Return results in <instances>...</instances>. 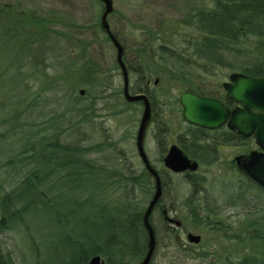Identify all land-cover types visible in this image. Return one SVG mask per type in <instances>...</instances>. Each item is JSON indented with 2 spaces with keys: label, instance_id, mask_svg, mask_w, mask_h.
Returning <instances> with one entry per match:
<instances>
[{
  "label": "trees",
  "instance_id": "trees-1",
  "mask_svg": "<svg viewBox=\"0 0 264 264\" xmlns=\"http://www.w3.org/2000/svg\"><path fill=\"white\" fill-rule=\"evenodd\" d=\"M205 2L208 6L199 4L180 20L163 21L159 30L146 29L147 39L135 51L138 63L127 65V71L139 81L148 78L146 66L141 64L143 54H149L146 46L150 36L157 40L154 36L161 33L169 38L162 36L157 47L160 61L174 75L169 76L170 86L161 97L165 110L175 108L177 102V96L170 95L171 89L196 91V82L190 83L189 74L181 69L199 70L214 82L220 79L219 70L264 77V0ZM50 20L52 17L46 14L15 11L0 3V171L8 175L0 183V234L22 226H31L35 232L34 216L39 214L46 228L50 222L61 235L55 264H86L94 255L104 264H138L146 251L147 236L141 217L152 195L153 180L144 169L140 173L127 170L125 162L109 166L89 159L113 147L111 142H93L91 136L82 133L79 140L76 138L79 126L93 122V105L111 87L112 76L88 61L83 43L76 55L71 53L74 46L66 50L75 56L71 64L53 61L62 56L58 44L65 35L48 28ZM94 26L95 39L102 31L97 22ZM187 27L192 35L178 40ZM175 37H179L177 46L170 41ZM3 50L9 52L6 64L1 58ZM19 56L24 58L23 63L17 62ZM149 61L153 63L152 56ZM26 63L33 70L31 74L23 72L27 70ZM55 66L61 70L47 76L45 71ZM66 71L76 76L75 83H67ZM35 74V80L29 83V76ZM77 88H83L84 95L76 93ZM112 92L116 98L121 97V88ZM133 92L140 93L138 89ZM86 101L89 102L84 106ZM70 134L72 141L68 140ZM245 147V151L250 149ZM202 182L192 180L189 185L198 190ZM135 187L145 188L141 199L134 196ZM228 187L227 193L238 196L243 203L240 224H225L219 217L217 223L211 221L209 211L197 208L189 198L186 213L194 224L249 252L237 250L231 254L221 248L209 249L201 240L196 245L183 242L180 231L168 221V209L160 197L149 216L155 244L151 263L161 247L171 252L164 264H188L193 260L205 264H264V188L242 175ZM60 199L61 207L57 204ZM154 212L158 216L156 225L151 219ZM22 235L29 251L36 252L32 264H47L42 243L39 245L43 254L38 259L37 245L28 241L27 231ZM0 264H16L1 242Z\"/></svg>",
  "mask_w": 264,
  "mask_h": 264
},
{
  "label": "rangeland",
  "instance_id": "rangeland-1",
  "mask_svg": "<svg viewBox=\"0 0 264 264\" xmlns=\"http://www.w3.org/2000/svg\"><path fill=\"white\" fill-rule=\"evenodd\" d=\"M112 1V12L107 15L106 22L108 24L109 30L115 35L120 44L127 48V60L134 65L138 63L137 53L135 52L139 45H142V41L147 39L146 29L152 31L159 30L162 26L163 21L180 20L186 13H188L192 8L203 4L208 6L205 0H111ZM1 4L12 6L15 11H36L39 14H46L52 17L50 20V25L48 28L55 32H60L65 35L63 41L58 45L61 47L63 52L62 56L53 59V61H63L65 64H71V59L75 56L69 55L66 50L74 46L71 51L72 54L78 52L80 48L86 44V57L88 61H91L103 70H107L110 76H112L111 87L106 89L102 93V100H98L94 103V114L93 122L88 126H79V135H77V140H79L83 135L91 136L93 142H111L113 147L105 151L98 152L89 156V159H95L98 162H103L109 166H117L122 162L127 164V170L141 172L143 170L142 164L136 155L134 146V136L138 120L141 114V105L139 103H124L122 96L116 98L113 96L112 90L121 88V76L119 69L115 64V50L111 43L106 39L105 35L99 33L97 38H93L92 31H95L94 24L99 21V16L101 14L102 4L99 0H0ZM77 27H82L77 29ZM192 35L190 28H184L179 37L172 38L170 41L174 46L179 45L178 40L188 39ZM161 33L154 36L157 40L150 36L148 45L146 46L149 54H143V64L146 66V76L150 80L151 91L158 96L160 100L163 95H165L166 90L170 86L169 76H174L173 73H169V68H167L162 61L159 59V53L157 47L161 44L162 40ZM165 40H169L167 36H163ZM179 38V39H178ZM178 39V40H177ZM81 45V46H80ZM60 50V51H61ZM66 52V53H65ZM125 53V51H124ZM9 52L3 50L1 58L3 63L8 61L6 58ZM152 56L153 63L149 61V57ZM17 59L18 63H23L24 58L21 56ZM27 64V63H26ZM53 64V63H51ZM15 65V64H14ZM28 65V66H27ZM25 65L27 70H23L25 74H31L33 70L29 64ZM55 68V69H54ZM53 69H48L45 71L47 76H54L61 70L60 67H54ZM184 73L189 74L188 81L190 83L197 84L196 91L199 89L207 88L208 85H215L221 78L223 79L228 71L230 70H219L218 75L220 79L218 82H214L213 78L209 75H203L199 70L184 68L181 69ZM10 73V72H9ZM55 73V74H54ZM70 72L66 71L64 76L68 78L69 85L76 82V76L70 75ZM36 74L29 76V83L35 80ZM130 83L135 84L139 82L138 78L132 73H129ZM156 81L155 85L152 82ZM141 84V83H140ZM112 88V89H110ZM80 89L77 88L75 92L77 93ZM180 91L176 89H171V96H178ZM84 95V94H82ZM91 93L89 94V97ZM89 101L83 103L84 106L87 105ZM177 105L175 108H171L174 112H177ZM170 107L166 110L168 125H173L179 122V118L176 114L170 113L172 111ZM173 112V111H172ZM176 115V116H175ZM83 135H82V134ZM68 135V134H67ZM68 137L69 141L73 139ZM143 145L146 148V152L149 157L152 158L153 153L156 151L154 144L150 140V136L147 134L143 139ZM250 148V147H249ZM246 147H244V152ZM252 149V148H250ZM249 149V150H250ZM230 151L222 150L220 156L223 158L221 161L228 162ZM151 164H153L157 169H160L159 159H148ZM225 169L228 167L222 165L221 168H210L204 169L200 168L198 172H205L202 180V185L198 188L200 192V197L202 198L201 207H205V196L208 195L210 198L216 199L217 203L221 205L223 202L224 195H227L229 184H233L236 180L234 172H226ZM223 169V170H222ZM8 175L0 171V183ZM163 194L161 197V204L168 209V217L177 221L179 223L180 238L185 242L186 231L188 233L200 236V240L203 244L208 245L209 249L218 250L221 248L223 251H228L231 254L240 250L243 254L249 252V250L241 248V245H235L233 242L228 241V239L216 236L212 231L207 230L204 226L200 224H194L186 213L187 208L185 206L189 195L191 194V186L189 182L183 176L168 174L163 175ZM143 186V184H142ZM141 186V187H142ZM152 187V184H151ZM144 189L140 187H135L134 196L136 199H141L143 197ZM152 190H150L151 193ZM152 194V193H151ZM198 194V193H197ZM145 195V194H144ZM150 194L147 196V200ZM193 196V195H191ZM62 199L57 201L59 207H61ZM225 203V202H224ZM61 205V206H60ZM250 206V205H249ZM64 208V207H63ZM225 208V209H224ZM221 208L217 209L214 213H211V221L219 217L224 219L225 224L227 222H233L240 224L243 220L242 215L239 214L234 208ZM232 215L233 217H230ZM35 232L30 226L28 229L26 227H18L16 230H8L5 233L0 234V242L2 248L11 254L12 259L16 264H32V261L36 255V252L31 253L29 247L22 235L25 230L29 234L28 241L32 240L37 245V258H42V251L39 242L42 243L44 248L45 257L47 258V264H55L56 256L59 255L61 249V235L58 229L55 230L52 227V223L49 225L41 220L39 214H35ZM153 223L156 225L158 221L157 213L154 212L151 216ZM217 223V221H216ZM38 230V234L37 233ZM39 237V238H38ZM39 239V241H38ZM234 245V246H233ZM240 246V247H239ZM169 250H163L161 247L156 250L155 257L153 260L154 264H164L166 259L171 255ZM241 253V254H242ZM188 264H205L197 260L189 261Z\"/></svg>",
  "mask_w": 264,
  "mask_h": 264
},
{
  "label": "water",
  "instance_id": "water-1",
  "mask_svg": "<svg viewBox=\"0 0 264 264\" xmlns=\"http://www.w3.org/2000/svg\"><path fill=\"white\" fill-rule=\"evenodd\" d=\"M102 4V11L99 18V25L104 30L109 42L115 50V64L121 76V96L127 103H141V114L134 136V146L142 164L143 169L153 180L152 195L142 213L141 224L146 232V251L138 264H152L151 256L154 250V233L149 223V216L158 199L161 196V182L155 169L149 164L142 150L143 132L149 119V103L143 93L132 94L129 92V78L126 72L122 53L123 48L109 31L106 17L112 12L111 0H99ZM226 95L241 108L229 112L217 100L199 97L189 92L178 94V103L181 107V118L189 124L214 129L224 123L231 130L242 133L245 137L252 136L258 151H251L245 156L234 159L239 170L253 183L264 188V77H249L238 73H231L228 81L222 84ZM80 95L83 90L78 91ZM163 166L173 173H181L197 168L195 162H190L181 152L171 146L165 158ZM165 213V211H164ZM168 221L179 226L177 221L167 218ZM185 241L190 244L200 242V236L187 233ZM86 264H104L103 259L98 255L89 258Z\"/></svg>",
  "mask_w": 264,
  "mask_h": 264
},
{
  "label": "flooded vegetation",
  "instance_id": "flooded-vegetation-1",
  "mask_svg": "<svg viewBox=\"0 0 264 264\" xmlns=\"http://www.w3.org/2000/svg\"><path fill=\"white\" fill-rule=\"evenodd\" d=\"M101 11H102V8H101ZM98 28L102 31V34L105 35L106 39L108 40L104 30L100 28L99 21H98ZM141 47L142 45H139L138 48H141ZM122 48H123L122 60H123V63H124V66L128 74V78H129V72L127 71V65L128 63H130V61L127 60V48H124V46H122ZM231 73L242 74L236 71H228L226 76L223 79L221 78V80L218 83H215V85L213 86L208 85L207 88H203V89L201 88L199 89V91H195V92H190V91H185V92L195 94L199 97H206V98L217 100L229 112L233 111L236 108H241L239 104H235L226 95L222 87V84L228 81V76ZM249 77H252V76H249ZM156 83H157L156 81H153L152 85H155ZM133 89L134 90L138 89L140 93H143L146 96L147 101L149 103V119L146 124L145 130L143 132V139L148 134L150 136V140L154 144L156 151L153 153L152 158L149 157L146 152V148L143 145V139H142V150L147 160L153 159V158L159 159L158 162L160 164V169H157L153 164H151L149 160L148 162L155 169L157 175L159 176L162 188H163L162 186L163 175L174 174V175L183 176L184 178H186V180L189 183H192V180L194 181V180L205 178L204 177L205 172H198V170L202 167H204V169H210L214 167L221 168L222 165H225L231 171L234 172V176L236 178H239L240 175L245 176L237 167L234 159L240 156H245L251 151H258L257 147L255 146L252 136L245 137L242 133H239L236 130L229 129L226 123L214 129H206V128H202V127H198V126L186 123L181 118V107L178 103V98H176L177 112L170 111V113L176 114L179 118V122L173 125H168V118H167L168 115L165 114L168 108L165 110L163 107L164 103L161 100H159L158 96L155 95L151 91L150 80L148 78H142L140 79L139 82H136L133 85L129 81L128 90L130 93L135 94L133 92ZM136 103H139L141 105L140 102H136ZM171 146H175L181 152V154L186 159H188L190 162H195L197 165L196 170L194 171L186 170L181 173H173L170 170L166 169L163 166L162 160L167 155L169 148ZM245 146H248L252 149L248 150L245 153L244 152ZM222 150H228L231 152L229 155L228 162L225 161L224 164L221 161V159L223 158L220 156V152ZM136 155H137V152H136ZM228 168L227 169L224 168V170L228 172L229 171ZM200 192L201 190L198 191L197 189H191V194L189 195V200L197 208L198 207L203 208L201 207L202 198L199 196ZM226 194L227 195H224V198L222 200L223 203L221 205L217 203L216 199L211 198V197L209 198L208 195L205 196V199H204L205 209L209 211L210 213L209 215H211V213L215 214V211H218L219 209L224 208V207L226 208L235 207L237 209L236 211L242 215L243 213L242 200L238 196L235 197V196L229 195L228 193ZM160 197H162V195ZM230 217H233V216L230 215ZM177 229L180 231L181 228L177 226ZM187 233L188 232L186 231V234ZM193 245H196V244H193Z\"/></svg>",
  "mask_w": 264,
  "mask_h": 264
}]
</instances>
